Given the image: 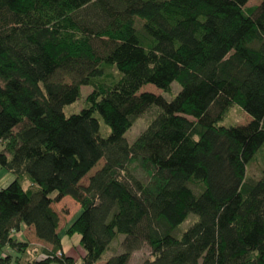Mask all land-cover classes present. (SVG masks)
<instances>
[{"label": "trees", "instance_id": "obj_1", "mask_svg": "<svg viewBox=\"0 0 264 264\" xmlns=\"http://www.w3.org/2000/svg\"><path fill=\"white\" fill-rule=\"evenodd\" d=\"M248 1L0 0V167L14 176L0 189V264H96L119 236L104 264L144 245L141 264H264V152L260 176L247 173L264 149V0ZM172 83L171 100L139 93ZM83 86L84 106L65 116ZM232 106L250 121L218 126ZM64 197L80 208L63 233L79 235L78 258L51 209ZM21 227L50 250L29 258Z\"/></svg>", "mask_w": 264, "mask_h": 264}, {"label": "rangeland", "instance_id": "obj_2", "mask_svg": "<svg viewBox=\"0 0 264 264\" xmlns=\"http://www.w3.org/2000/svg\"><path fill=\"white\" fill-rule=\"evenodd\" d=\"M94 1V0H92ZM261 0H249L245 7L250 8L253 6L259 5ZM141 22L137 21V26H139ZM104 76L102 79L105 82H115L119 74L114 69H104L103 72ZM61 82L70 83V80L66 77L60 78ZM180 90V87L176 83H172L170 86V90L167 93H163L162 91L154 88L152 85H145L140 90L139 93L148 92L152 93L156 96H162L166 100H171L175 94H177ZM91 88L90 87H81L80 88V99L72 103L71 105L65 106L63 108V113L65 116H70L72 114H77L81 108L84 106V99L85 97L90 93ZM156 114V110L154 108H149L147 111H145L142 115H140L134 125L125 133L124 137L128 143H132L135 138L145 129L147 124ZM250 121V118L237 106H232L228 109L225 117L218 123V126L222 127H239V126H245ZM109 133L108 128L99 121V134L101 137H106ZM264 152V149L262 148L259 152L255 154V160L251 163V165L247 169L248 176L251 178H258L261 173V156ZM104 161L100 160L98 163L82 178L80 181L81 185H86L88 178H90L97 170L101 168ZM135 176L140 179L142 182H146L148 179L146 175L140 170L135 171ZM14 180V176L12 173L4 170L0 167V189L5 188L10 182ZM22 186L26 188L25 186H28L27 181H22ZM190 188L197 193V189L193 186H190ZM51 209L56 213L58 218V231L59 237L61 239L62 244V251L63 253L70 254L72 256L80 257L83 252L79 246V235H74L71 237L65 236L63 233L65 231V228L76 218V216L80 212L79 205L74 202L70 197H64L62 200H60L57 203H53L51 205ZM196 221L195 216H190L181 226V229L188 228L193 222ZM16 239L19 241H25L29 244V247L31 248L29 258L32 257H39L41 255L40 251L42 249L50 250V246L37 241V239L34 236V233L28 230L27 228H22L21 233H17L15 235ZM123 239V236H119L118 240H115L111 243V247L108 251L104 253L102 256V259L105 260L106 258L110 257V255L116 254L121 252L120 249V242ZM45 247V248H44ZM152 259L151 256V250L148 246L144 245L140 250L135 251L132 253L129 264H141L143 261Z\"/></svg>", "mask_w": 264, "mask_h": 264}, {"label": "crops", "instance_id": "obj_3", "mask_svg": "<svg viewBox=\"0 0 264 264\" xmlns=\"http://www.w3.org/2000/svg\"><path fill=\"white\" fill-rule=\"evenodd\" d=\"M22 228H24V227H21L20 228V232L19 233H21V231H22ZM24 229H26V228H24ZM28 230H30L31 232H33V229L31 228V227H29V228H27ZM37 241H39V240H37ZM21 242H24V241H22L21 240ZM41 242V241H40ZM45 248V247H44ZM46 249H47V247H46ZM6 251V250H5ZM68 255H70V254H68ZM70 256H72V255H70ZM111 256V255H110ZM73 258H75L74 256H72ZM76 258H78V257H76ZM109 258V257H108ZM108 258H106L105 260H103V259H101L99 262H97L96 264H104L105 263V261L108 259Z\"/></svg>", "mask_w": 264, "mask_h": 264}]
</instances>
